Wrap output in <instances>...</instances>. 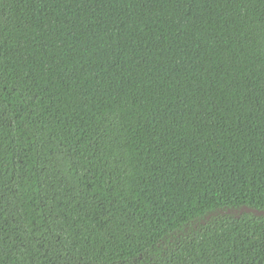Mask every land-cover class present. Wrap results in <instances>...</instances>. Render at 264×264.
Returning a JSON list of instances; mask_svg holds the SVG:
<instances>
[{
	"label": "trees",
	"instance_id": "obj_1",
	"mask_svg": "<svg viewBox=\"0 0 264 264\" xmlns=\"http://www.w3.org/2000/svg\"><path fill=\"white\" fill-rule=\"evenodd\" d=\"M0 264H264V0H0Z\"/></svg>",
	"mask_w": 264,
	"mask_h": 264
}]
</instances>
